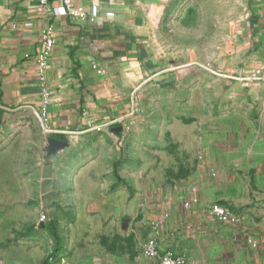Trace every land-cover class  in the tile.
I'll return each mask as SVG.
<instances>
[{
  "label": "crops",
  "instance_id": "obj_1",
  "mask_svg": "<svg viewBox=\"0 0 264 264\" xmlns=\"http://www.w3.org/2000/svg\"><path fill=\"white\" fill-rule=\"evenodd\" d=\"M73 2L85 18L70 14L64 0H49L50 10L39 0H0V119L36 116L57 150L97 140L86 168L46 172L41 202L47 221L0 247V264H43L52 253L46 264H160L143 253L150 236L187 264H264V150L246 148L264 140L253 136L252 115L264 113V79L235 62L229 66L222 52L198 62L190 61L188 49L179 62L160 32L163 12L156 3L148 11L147 0ZM246 2L250 20L241 48L264 47V0ZM48 26L56 45L42 70ZM231 42L239 50V38ZM244 63L254 67L255 57ZM148 110L156 121L144 122ZM147 128L151 136L144 135ZM165 128L186 151L178 173L186 179L144 188L140 180L154 176L148 166L166 142L158 136ZM100 160L111 166L99 168ZM216 203L230 205L236 218L213 217ZM66 210H75V221ZM48 224H55L59 240Z\"/></svg>",
  "mask_w": 264,
  "mask_h": 264
},
{
  "label": "rangeland",
  "instance_id": "obj_2",
  "mask_svg": "<svg viewBox=\"0 0 264 264\" xmlns=\"http://www.w3.org/2000/svg\"><path fill=\"white\" fill-rule=\"evenodd\" d=\"M151 3H156L159 12H163L162 19L159 20L160 32L167 36L169 45L174 46L179 62L185 61L183 58L190 50V61L204 62L203 60L222 52V57L224 61L229 62V66L235 62L238 70L242 68L252 74L264 64V47L241 48L245 45V31L250 20L244 17L246 0H147L148 11L151 9ZM168 24L170 26L167 27ZM172 26L173 31L170 28ZM237 38L242 42L239 50L236 48V42H231ZM251 55L255 57V66L246 68L244 61ZM225 68L224 66L223 72L234 73ZM156 114L148 110L144 114V122L156 121ZM158 115L161 117V114ZM225 115L224 118L229 119L230 115ZM252 115L255 122L253 136L264 138V113L256 111ZM231 121L228 123H234V120ZM246 121V118H243V123ZM154 131L152 130L153 136ZM103 133L104 130H100L98 135L102 136ZM144 135L151 136L150 129H145ZM158 136L163 137L166 142L163 141L159 145L161 153L150 161L151 167L148 166V169L152 168L154 176H143L140 180V185L144 188L181 184V181L186 179L178 175L186 163L182 155L186 151H183L181 145L174 143L172 130L165 128ZM95 141L97 140L89 137L79 145L69 142L61 149L51 150L49 137L43 133L36 116L27 115L17 122L0 119V247L7 248L12 241L22 239L23 234L39 224L45 213L41 191L46 172L54 170V166L75 171L86 168L92 162ZM261 142L259 145L247 144L246 148L264 150V140ZM99 146L102 150L103 146ZM191 147L197 149V145ZM222 147L230 148L227 145ZM108 166H111L110 161L100 160L99 168L106 169ZM62 179L66 177L62 176ZM250 179L252 180L251 177H242L245 181ZM84 200L85 198L80 201ZM69 212L70 210H66L70 220L75 221V210H72L71 214ZM85 213L86 211L82 212V216H85Z\"/></svg>",
  "mask_w": 264,
  "mask_h": 264
},
{
  "label": "built area",
  "instance_id": "obj_3",
  "mask_svg": "<svg viewBox=\"0 0 264 264\" xmlns=\"http://www.w3.org/2000/svg\"><path fill=\"white\" fill-rule=\"evenodd\" d=\"M67 10L72 15H78L82 18L86 17V12L82 7H78L74 4L73 0H64ZM41 6L50 10L49 0H39ZM42 43H41V54H40V64L42 70L47 67V62L53 54L56 45V36L53 26H48L42 31ZM96 66V65H95ZM100 73L103 70H99ZM254 79L263 80L264 79V64L255 73L252 74ZM42 119L45 123L48 122L49 117L46 112L42 113ZM46 131H50V128H45ZM211 214L213 217L221 222H228L236 218V212L228 204H213L211 207ZM42 222L47 221V216L42 215ZM143 253L148 258H157L160 260V264H187V259L183 254L175 252L173 250L161 251L158 238L156 236H150L143 247Z\"/></svg>",
  "mask_w": 264,
  "mask_h": 264
},
{
  "label": "trees",
  "instance_id": "obj_4",
  "mask_svg": "<svg viewBox=\"0 0 264 264\" xmlns=\"http://www.w3.org/2000/svg\"><path fill=\"white\" fill-rule=\"evenodd\" d=\"M46 226L49 228V230L51 231L52 235H53L57 240H59V234H58V231H57V228H56L55 224H48V225H46ZM54 258H55L54 253H52V254L49 256V258H48L43 264H46L49 260H52V259H54Z\"/></svg>",
  "mask_w": 264,
  "mask_h": 264
},
{
  "label": "water",
  "instance_id": "obj_5",
  "mask_svg": "<svg viewBox=\"0 0 264 264\" xmlns=\"http://www.w3.org/2000/svg\"><path fill=\"white\" fill-rule=\"evenodd\" d=\"M62 143H63V142H62ZM51 144H52V143H51ZM64 144H65V143H64ZM55 148H56V147L52 144L50 149L53 150V149H55Z\"/></svg>",
  "mask_w": 264,
  "mask_h": 264
}]
</instances>
